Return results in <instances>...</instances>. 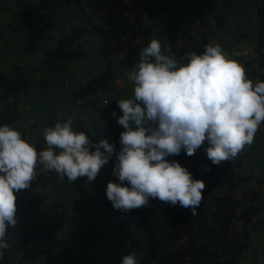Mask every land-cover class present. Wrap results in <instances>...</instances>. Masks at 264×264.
Instances as JSON below:
<instances>
[{"label":"trees","instance_id":"obj_1","mask_svg":"<svg viewBox=\"0 0 264 264\" xmlns=\"http://www.w3.org/2000/svg\"><path fill=\"white\" fill-rule=\"evenodd\" d=\"M9 1L15 17L28 19L32 13L48 12L51 22L48 20L47 27L51 34L57 33L46 36L41 52L4 62L8 72L0 65V126L27 127L23 114L32 112L30 103L45 93L55 103H65L68 119L77 121L76 132H84L81 120L89 115L103 140L118 153L124 129L117 123L122 115L117 103L134 97L135 86L126 95V86L134 84L129 76L140 62L141 50L153 39L160 41L162 50L170 47L178 66L188 63V54L202 55L206 46L219 45L229 59L245 68L253 85L264 82V0H30L26 8L27 0ZM36 26H44L43 20ZM15 30L0 31L2 46L16 40L19 33ZM9 34H14V39ZM233 53L238 54L233 57ZM62 72L73 79H61ZM51 81L56 82L49 88ZM118 81L124 85L120 87ZM64 112L57 109L62 117ZM29 117L34 122L28 129L39 131L44 122L31 113ZM50 124L46 125L52 127ZM263 126L264 122L259 128ZM21 139H27L23 132ZM206 147L205 143L191 157L184 150L166 157L186 168L193 180L205 184L195 216L178 203L172 206L154 198L150 213L145 206L130 212L108 211L98 198L95 207L84 206L91 208L87 214L74 203L59 208L62 211L53 207L56 212L48 211V219L40 221L42 191L21 190L16 194L17 224L12 231L6 229L11 247L0 257V264H121V252L116 258L114 255L115 260L106 258L112 243L105 235L114 233L122 240L127 222L142 231L147 264H247L250 257L254 260L248 264H259L253 256L264 243L254 247L251 241L257 237L264 242V180L254 176L259 166L247 160L256 162L257 157L237 155L213 165ZM115 162L113 155L103 170L110 172L113 183H120L112 174ZM244 165L254 167L252 174L241 171ZM249 182L255 185L248 188ZM92 184L90 188L99 195L96 178ZM122 186H128L127 182ZM56 215L62 223L54 220ZM67 222L75 227H66Z\"/></svg>","mask_w":264,"mask_h":264},{"label":"clouds","instance_id":"obj_2","mask_svg":"<svg viewBox=\"0 0 264 264\" xmlns=\"http://www.w3.org/2000/svg\"><path fill=\"white\" fill-rule=\"evenodd\" d=\"M170 53L156 39L141 50L129 76L134 98L117 103L124 129L118 153L106 140L93 143L92 136L74 131L72 119L44 129L47 148L39 153L20 132L0 126V257L11 247L6 229L17 224L16 194L30 187L38 163L71 184L80 177L92 182L115 155L112 174L120 183L108 182L105 191L115 210L130 212L154 198L197 214L205 184L166 157L181 150L191 157L205 143L213 165L237 157L264 122V82L253 85L219 45L188 54L186 65L178 66ZM121 264H138L136 255L124 256Z\"/></svg>","mask_w":264,"mask_h":264},{"label":"rangeland","instance_id":"obj_3","mask_svg":"<svg viewBox=\"0 0 264 264\" xmlns=\"http://www.w3.org/2000/svg\"><path fill=\"white\" fill-rule=\"evenodd\" d=\"M29 2L31 1L30 0L26 1L25 8ZM13 13L14 11L10 5V1L0 0V31H5L7 28H11L16 32L15 29L17 28V32L19 33V36L15 38L16 40L14 42L9 41L4 46H2V44L0 43V65L3 66L1 67V70H4L5 72H8L9 68L6 65H4V62L12 63L13 60H17L19 57L22 58L29 57L28 55L31 54L32 52L33 53L41 52L42 49L45 48L44 43L46 42L47 37L50 36L51 34L50 32L52 30L48 28L46 24L48 20H50L51 22V19L47 14L48 12L44 13L45 15L44 14L41 15L39 13H32V16L28 19L20 18L18 16L16 17L12 16ZM52 13H51V17L53 18ZM43 17L46 18V21ZM39 19L43 20V24H44V26L40 28L36 26V23ZM4 23H8L7 26H4ZM21 30H23L22 32H24V34L20 33ZM56 33L57 32L51 34L53 35L52 37H55ZM31 34L33 36H31ZM9 36L12 39H14V34L12 35L9 34ZM15 44L21 47H16ZM248 50H250V47H248L247 50L244 49L243 52L246 53ZM21 53L22 55H19ZM237 54L238 53H233L232 56L234 57ZM61 75H62V78L60 77L61 79H63L64 76L73 79V75L69 74L68 72L66 73L62 72ZM49 76L50 74L48 75V77ZM61 79L59 80L61 81ZM53 82L55 83L56 81ZM53 82L51 81L48 84L49 88L54 86ZM72 83H74V81ZM122 83L123 81L120 82V85ZM59 84L62 85L61 82H59ZM134 86H135L134 84L132 85L130 84L126 86V91H127L126 95L129 94L128 93L129 90L133 89ZM130 98L132 99L134 97L127 96L126 99H130ZM30 106L32 110V112L30 111V113L34 115V118L40 119L42 122H44V124L40 125L41 127L39 128V131L38 130L35 131L34 127L28 129V125L34 122L33 119L29 117L30 113H26V115L23 114L24 124L27 127L23 129L20 126H12V127L14 128V130L20 132V134L21 132H23L27 138L25 139V141L34 147L37 146L39 148V151L37 153H39L40 151H43L47 148L46 142L44 140V129L49 126L46 124H49L51 122L52 124H50V126H54L56 122H63L68 120V117L70 115L68 114L67 111L68 109L65 108L64 102L61 101L55 103L54 99L48 98V96L45 93L42 99L33 100L32 103H30ZM26 107L27 106H24L23 108L24 111H27L28 107L27 108ZM57 109H60L61 111H65L63 117L61 116V114L58 115ZM87 117L88 118L81 120L84 126L83 128L84 133L87 134L88 136H92V142L98 144L101 140H103V137L100 134V131H98L97 129L98 126L90 120L89 115H87ZM70 119L73 120V129L75 131V126L77 125L76 123L77 121H74L73 117H70ZM101 150L103 151L104 149L101 148ZM245 150L247 151L246 153H242L243 151H241L238 155H247V156L253 155L252 159L254 157H257L256 162L255 161L251 162L250 158H247V160L249 161L250 165L259 166V167H255L257 168L256 170L257 172H253L254 176L258 180L260 179L264 180V126L262 128H258L254 136L253 143L250 146H245ZM235 160L238 161V158H236ZM242 167L243 168L241 171H243L245 175L252 174V169L254 170V167L252 166H249L248 168L247 166L244 165ZM103 168L104 166L101 168V170L99 171L96 177L101 191V193L97 195L94 194V192L96 193V191H94V187L92 186L93 189L90 188V185L93 183V181L88 182L86 177H80L71 184L68 182L66 177L62 180L60 176L57 173H55V171H46L44 170L43 166L38 163L36 168V177L31 182L30 187L25 191L28 193L36 192L37 190H39L37 192L41 193L42 191L40 198L43 196V201L38 205V209L40 211L39 215L42 217L40 221H45L46 219H48L47 216L48 211L55 213L56 209L57 211H59L61 210L59 208H63L65 207V205L68 204L72 206L74 203H76L78 207H81V209L87 214L91 208L84 206H86L87 203H89L91 207H95L94 205L96 204L98 198L103 199L106 209L108 211H113L114 208L112 207L111 202L107 200L105 195L107 183L110 181L112 182L111 174L109 171L103 170ZM258 172L260 173V176L257 175ZM253 185H255L253 182H249L247 187L251 188L253 187ZM237 197H240V195H237ZM53 207H55L56 209L54 210ZM145 207L149 213L153 211L154 203L152 202L151 198H149V203ZM84 208L87 209L84 210ZM91 211L93 212V209ZM151 219H153V217H151ZM54 220H56L58 223H62V218L60 215H56L54 217ZM66 220H64L65 223ZM66 227H75V226L74 224L67 222ZM13 229H15V227L14 228L11 227L10 231H12ZM10 233L11 232H8V234ZM142 236H143L142 231L137 228L135 229L132 226V224L129 222H127L126 225V234L121 237L122 240H119L118 236H116L114 233L105 235L107 241L108 240L111 241L112 243L111 248H113V249L108 248V253L105 254L106 258H109L110 260L113 259L115 260V258L118 257L115 254L119 252L123 253V256L134 253L137 257L138 264H147L148 259L144 252V243ZM263 243L264 242L259 240L257 237L256 238L252 237L251 244L254 247L256 245L263 246ZM128 246H131V249H129ZM253 258H256L259 264H263L261 261L264 260V248L260 249L259 254H256V256H253ZM251 259H252L251 257L248 259V263L251 261ZM253 260L254 259H252V261Z\"/></svg>","mask_w":264,"mask_h":264},{"label":"crops","instance_id":"obj_4","mask_svg":"<svg viewBox=\"0 0 264 264\" xmlns=\"http://www.w3.org/2000/svg\"><path fill=\"white\" fill-rule=\"evenodd\" d=\"M120 82H121V81H118L117 84L120 85ZM122 86H123V83L120 85V87H122Z\"/></svg>","mask_w":264,"mask_h":264}]
</instances>
